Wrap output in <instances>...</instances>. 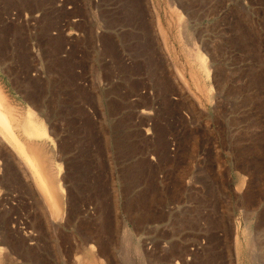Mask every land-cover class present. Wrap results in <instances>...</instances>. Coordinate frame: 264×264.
I'll list each match as a JSON object with an SVG mask.
<instances>
[{
  "label": "rangeland",
  "instance_id": "1",
  "mask_svg": "<svg viewBox=\"0 0 264 264\" xmlns=\"http://www.w3.org/2000/svg\"><path fill=\"white\" fill-rule=\"evenodd\" d=\"M0 87L66 211L0 150V264H264V0H0Z\"/></svg>",
  "mask_w": 264,
  "mask_h": 264
},
{
  "label": "bare ground",
  "instance_id": "2",
  "mask_svg": "<svg viewBox=\"0 0 264 264\" xmlns=\"http://www.w3.org/2000/svg\"><path fill=\"white\" fill-rule=\"evenodd\" d=\"M45 136L47 133L44 126L37 121L35 114L29 110L22 118L19 109L0 87V150L6 149V153L16 161L19 172L30 181L29 186L35 189L45 203L51 218L63 220L66 212L63 188L51 174L43 145L37 143ZM93 259L85 264L98 261L94 262ZM79 260L78 264H83Z\"/></svg>",
  "mask_w": 264,
  "mask_h": 264
},
{
  "label": "crops",
  "instance_id": "3",
  "mask_svg": "<svg viewBox=\"0 0 264 264\" xmlns=\"http://www.w3.org/2000/svg\"><path fill=\"white\" fill-rule=\"evenodd\" d=\"M239 260H240V258H239V256H238V264H240Z\"/></svg>",
  "mask_w": 264,
  "mask_h": 264
}]
</instances>
